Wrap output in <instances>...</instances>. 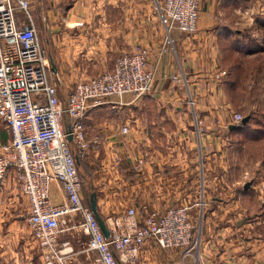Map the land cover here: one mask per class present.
Wrapping results in <instances>:
<instances>
[{
	"label": "crops",
	"instance_id": "0c3cea01",
	"mask_svg": "<svg viewBox=\"0 0 264 264\" xmlns=\"http://www.w3.org/2000/svg\"><path fill=\"white\" fill-rule=\"evenodd\" d=\"M248 1L205 0L197 30L188 36L175 28L167 33L156 12L155 0H31V16L41 43L50 55L51 72L69 78L67 83L110 70L117 56L135 47L148 50V62L155 68L152 91L142 100H133L128 94L122 98H111L112 103L87 111L83 122L86 138L96 137L105 146L114 145L119 151L125 147L126 160L134 168L135 160L142 152L140 148H150L149 157L140 168L141 177L137 179V174L130 172L125 186L130 193L131 204L135 206L162 211L167 206L181 204L184 193L197 190L194 187L199 171L193 166L192 158L196 155L195 160L202 159L203 185L207 194L201 199L204 205L210 207V213L204 217V241L193 253L185 254L183 249L169 250L173 252L171 260L179 257L178 264H264L262 77L256 78L259 84L253 80L246 82L244 89L246 92L252 83L260 86L258 107L253 113L250 111L255 121L248 120L245 125L242 124L255 132L256 145L261 144L251 169L245 160L249 156L240 143L245 131L235 130L237 123L232 120L236 112L233 98L239 88L238 83L230 82L234 81L231 67L237 60L246 58L264 63V16L263 20L256 19L252 24L249 13L248 16L243 14L248 8ZM167 38L173 41L165 46L166 51L161 52ZM224 43L227 75L221 79ZM239 65L238 72L244 71L241 62ZM172 76L178 77L179 81ZM59 94L65 99L66 92L59 89ZM124 125L128 127L125 136L120 133ZM6 132L4 139L0 137V144L10 138L9 132ZM155 141H165L173 147L157 149L153 147ZM184 141L187 147H183ZM216 156H226L227 187L217 189L218 192L225 190L226 196L218 193L219 200L233 197L243 207L251 198L255 208L261 210L254 224L258 231L249 243L241 238L243 232L249 230L239 223L243 219L234 218V227L229 223L223 226L228 214L217 211L222 202H214L217 198L214 189L224 180L219 178L216 183L213 175L216 166L212 163ZM190 159L191 166L186 164ZM249 170L254 172L253 180H248ZM247 181L251 182L249 188L245 187ZM51 193L58 201L55 183L51 184ZM190 198L196 199L195 196ZM104 205L106 202L97 197V209L103 217L108 215L103 214ZM27 218L28 201L10 176L5 186L0 187V264H42ZM151 246L156 258L161 251H165ZM73 248L75 253L71 264H91L89 259L93 256L84 250L85 246L82 249Z\"/></svg>",
	"mask_w": 264,
	"mask_h": 264
},
{
	"label": "built area",
	"instance_id": "2783aa9c",
	"mask_svg": "<svg viewBox=\"0 0 264 264\" xmlns=\"http://www.w3.org/2000/svg\"><path fill=\"white\" fill-rule=\"evenodd\" d=\"M203 1L160 0L161 23L168 30L194 34ZM172 41L167 38L165 43ZM52 74L50 55L31 16V0H0V122L10 134L0 144V187L12 176L27 199L28 224L42 264H71L74 248L68 240H59L65 230L60 220L70 215L80 218L69 228L77 226L87 236L84 250L93 256L92 264H135L148 245L191 253L196 246L193 225L188 207L182 205L162 211L143 206V213L129 207L116 219H104L109 231L105 236L83 201V179L71 147L77 143L81 153L91 146L99 148L98 138L85 135L83 117L91 108L127 94L138 100L152 91L155 68L148 62V50L138 46L117 56L110 70L76 82L65 99ZM223 74L222 70L219 75ZM53 75L58 81L60 76ZM242 118L232 116L237 124ZM120 133L127 135L128 127L122 126ZM148 157L149 151L143 150L135 167L142 168ZM52 183L57 185L58 201L51 193Z\"/></svg>",
	"mask_w": 264,
	"mask_h": 264
},
{
	"label": "rangeland",
	"instance_id": "374dc122",
	"mask_svg": "<svg viewBox=\"0 0 264 264\" xmlns=\"http://www.w3.org/2000/svg\"><path fill=\"white\" fill-rule=\"evenodd\" d=\"M160 0H155L154 4H155V9L157 10V6ZM205 1V0H204ZM204 1L201 3V6L203 5ZM249 5L247 10L245 11V13H243L244 15L251 16V21L252 24L254 22V20L258 19V20H263V16H264V0H250L248 1ZM200 11H201V7H200ZM158 12V11H156ZM159 14V12H158ZM200 15V12H199ZM160 17V16H159ZM199 19V17H198ZM161 20V19H160ZM250 21V20H249ZM257 21V20H256ZM198 23V21H197ZM162 24V23H161ZM40 25L42 26V22H40ZM165 27V26H164ZM166 29V27H165ZM177 29V28H175ZM167 33H168V29H166ZM247 31H250V29H248ZM180 32V31H179ZM244 34L246 35V33L244 32ZM244 40V39H243ZM41 41V39H40ZM168 44L163 43V47L161 48V52H164V48L166 51V47ZM136 48V47H135ZM132 51V50H131ZM222 51L225 55L226 53V43L223 44L222 47ZM222 53V56H223ZM225 58H223L220 62V71L223 70L225 71V74H223L221 76V79L226 78L227 75V71H226V55L224 56ZM235 61V60H234ZM239 62L242 63V65L244 66L243 70L241 72H238L237 76L239 77V81H238V90H236V93L234 94V98H233V105L235 108L234 114H239L242 115L243 117L246 115H249V117L251 116V112L253 113V111H255L254 108L258 107V103L260 101V98H258L257 94L260 90V86L256 85L259 84V82L256 80V78H261V80L264 81V63L260 64V61H255L254 58H246L244 60L241 61H236V63L239 64ZM52 78L54 79V82H57L58 84V88L64 92L67 93V91L69 90V88H71L76 82H79L81 80H86L87 78H74V80L76 79L77 81H75L74 83H67L66 81L69 80V78H64V77H60L58 79V81L55 79V77H53L54 75H51ZM91 78V77H90ZM66 79V80H65ZM253 80L255 81V83L252 85H250L247 88V91L244 92L245 89V84L246 82ZM73 81V80H72ZM71 82V81H70ZM148 95V94H147ZM147 95L139 98V99H144ZM138 99V100H139ZM241 107L240 109L237 108ZM251 111V112H250ZM250 112V113H249ZM242 120V119H241ZM249 120V119H248ZM248 122V121H247ZM241 124V121H240ZM247 127V126H245ZM86 128V127H85ZM245 132H242L243 134L241 135V139H240V143L243 145L245 154L249 157H247L246 160V165L249 167V169H251V167H253L254 165V157H256V154L258 153V150L261 149V144L259 143V145H256V141L255 140V132L253 130H250L248 128H244ZM224 132L226 133V129H224ZM7 136V132L6 130L2 127V124L0 123V137L1 139H4ZM89 139V138H87ZM99 142L101 141V144L99 145V148H96L95 146H91L90 149L88 150V152L86 153H81V151L79 150V145L77 143H72L71 147L74 150V153L76 155V159L78 161V166H79V171L80 174L82 176L83 179V188H82V198L84 203H89V198L90 195L92 193L96 194V199L97 197H101L104 202H106V205H104L105 209H104V215L108 214L107 216H102L104 219L107 217H111V218H118L120 217L129 207H136L138 209L139 213H143L144 212V208L140 205H134L131 204V200H130V193L127 192L126 190V184L128 179L130 178V172L133 174H137L135 175V177L138 179L141 177V172L139 169V167H133L131 164H128L127 160H126V148L121 147V150L119 151L118 148L117 150H115L114 145L111 146H105L106 144H104L102 142V140H98ZM185 141L183 144V147H187L185 145ZM104 144V145H103ZM154 148L157 149H168V148H172L173 146L171 144H168V142H163V141H155ZM226 147V145H225ZM146 151L150 148H145ZM144 148L141 147L140 151L143 152ZM119 151V152H117ZM140 152V153H142ZM117 157H114L116 156ZM196 155L192 158V163L193 166L195 165V168L199 171V177H198V181L197 184L194 188L197 187L196 191H188V193H184V195L182 196V203L181 204H175V205H171V206H177V205H182V206H186L188 207V210L190 212V218H191V223L193 225V237H192V243L196 242V246L195 248L191 251L196 252L198 251V248L200 247V245L202 244V242L204 241L203 239V224H204V217L210 213V207L209 205H204V203L202 202L203 196H205L207 194V190L206 187L203 185L205 184V182L203 183V181H205V178L202 176V159L198 158L197 160H195ZM245 157V156H244ZM136 161V160H135ZM196 161V162H195ZM188 165L191 166V159L189 161H186ZM204 162V161H203ZM205 164V162L203 163ZM212 164H215L216 169L213 173L214 177H216V183L218 181L219 178H221L222 180H224L222 183V185L218 186L216 185V189L214 195L217 197L216 199L214 198V202H222L221 205L219 206L221 208L218 207V213L220 212H225L226 214H228V216H226V221L223 224V226H225L226 224H230L232 227H234V225L232 224L233 219L234 218H242L243 222H241V225H245L249 228L248 231L243 232L242 234V240L244 242H251L253 240L254 237V233H256L258 230H256V226L255 224V220H256V216L260 215V211L258 210V207L255 208L253 199H248L246 202V205L244 204L243 207L238 203L237 200H234L233 197L231 198H225L224 200H219L218 197H220L221 195H225L226 196V191H220L218 192L217 189L221 190V187H227L226 183V156H221V157H217L215 158L214 162ZM135 169V171L133 170ZM133 171V172H132ZM254 172H251V170L248 171V180L250 179H254ZM250 178V179H249ZM161 182L164 184V178L161 179ZM161 183V184H162ZM243 182L241 181L240 184H242ZM248 183V181L246 182ZM123 184V185H122ZM162 184V185H163ZM249 186L251 185V182L249 181ZM253 185V183H252ZM199 187V189H198ZM220 196H219V194ZM258 195V194H257ZM190 196H195L196 199H191ZM214 196V197H215ZM223 198V196H222ZM122 202L121 204H119L118 202ZM256 201V200H254ZM236 204V205H235ZM171 206H167L171 207ZM208 207V209H207ZM165 208V209H166ZM244 208V209H243ZM164 209V210H165ZM261 209V208H259ZM209 211V212H208ZM79 216L78 215H70V216H65L60 220V226L61 228L65 229L63 232L60 233L59 235V240H70V243L73 247H78V248H83L84 246L86 247V241H87V236L83 233V231L75 226L74 228H69L71 225L73 224H78L79 222ZM69 228V229H68ZM154 248L151 245L146 246L144 253L142 254L140 260L138 262H136L135 264H174V262H176L177 264L179 263V257L177 256L176 259L171 260L170 256H173L172 253L173 252H169V251H161L159 253V257L156 258V254H154L155 252L152 251ZM150 250V252H148V250ZM152 249V250H151ZM158 249V248H157ZM41 249L39 248V253H40ZM41 257V256H40ZM89 262L92 264L93 259H89Z\"/></svg>",
	"mask_w": 264,
	"mask_h": 264
},
{
	"label": "water",
	"instance_id": "95a60500",
	"mask_svg": "<svg viewBox=\"0 0 264 264\" xmlns=\"http://www.w3.org/2000/svg\"><path fill=\"white\" fill-rule=\"evenodd\" d=\"M248 119H249V115L244 116L242 118V120H241V124L245 125L247 123ZM67 139L70 141L72 139L71 135H68ZM248 185L249 184L247 183L245 185V187H248ZM89 206H90L92 212L94 213V215H95V217H96V219H97V221L99 223V226H100L103 234L105 236H108L109 231H108V228H107L106 223L104 221V218L99 214L98 209H97V199H96V194L95 193H92L90 195ZM239 223H241V222H239Z\"/></svg>",
	"mask_w": 264,
	"mask_h": 264
},
{
	"label": "trees",
	"instance_id": "16d2710c",
	"mask_svg": "<svg viewBox=\"0 0 264 264\" xmlns=\"http://www.w3.org/2000/svg\"><path fill=\"white\" fill-rule=\"evenodd\" d=\"M249 40H250V38H249ZM248 40V41H249ZM241 66L238 64V63H235L234 64V66L233 67H231L232 68V74H234V77H233V79H234V81H230L232 84H237L238 83V81H239V77L237 76L238 74V70H239V68H240ZM231 73V70H230V72H229V74ZM230 77H231V74H230ZM249 121H255V117L253 116V114H252V116L250 117V119H249ZM248 121V122H249ZM234 129L235 130H243L244 129V126L242 125V124H240V123H238V124H236L235 126H234Z\"/></svg>",
	"mask_w": 264,
	"mask_h": 264
}]
</instances>
